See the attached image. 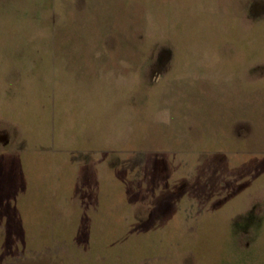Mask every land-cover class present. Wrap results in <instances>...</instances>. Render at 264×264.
I'll list each match as a JSON object with an SVG mask.
<instances>
[{"label":"rangeland","instance_id":"374dc122","mask_svg":"<svg viewBox=\"0 0 264 264\" xmlns=\"http://www.w3.org/2000/svg\"><path fill=\"white\" fill-rule=\"evenodd\" d=\"M251 2L0 0V264L264 263Z\"/></svg>","mask_w":264,"mask_h":264},{"label":"crops","instance_id":"0c3cea01","mask_svg":"<svg viewBox=\"0 0 264 264\" xmlns=\"http://www.w3.org/2000/svg\"><path fill=\"white\" fill-rule=\"evenodd\" d=\"M263 8H264V3L262 4V9ZM261 15L262 13L259 15L256 14L255 16L256 18H258ZM259 52L255 51L254 47H249L248 57H246V62L244 63V68H245L244 78L245 79L247 77L249 78L250 82H252L251 87L242 88L240 79H237L235 77L236 82H234V84L231 83L232 85L229 86L228 89L229 91L227 90L224 93L227 95L226 96L227 98L225 99L226 102L230 103V101H232L233 103H235L236 101L235 98L237 96H240V98H242L245 101V103L251 102L252 104L258 105L259 102L264 101V49H262V51ZM257 58L260 59V62H257L256 65L253 66V68H250L251 66L250 65L248 66L249 62ZM232 86L233 88L231 89ZM233 95L236 97H233ZM255 111H257V107L255 108ZM237 126L238 128L240 127L241 130V133L238 132V135L243 136V135L253 134V132L251 131L252 127L250 125L248 126L246 122L245 123L242 122Z\"/></svg>","mask_w":264,"mask_h":264},{"label":"trees","instance_id":"16d2710c","mask_svg":"<svg viewBox=\"0 0 264 264\" xmlns=\"http://www.w3.org/2000/svg\"><path fill=\"white\" fill-rule=\"evenodd\" d=\"M123 168H121L120 169V172L121 171H124V170H122ZM119 171H117V173H118ZM122 175V174H121ZM27 183V182H26ZM11 188H12V190H15L16 191V183L15 182H12L11 184ZM28 184H26L25 186H27ZM15 187V188H14ZM14 188V189H13ZM19 188V187H18ZM26 198L27 197H25V200H26ZM18 203V202H17ZM26 205H25V208H27V205H28V203H25ZM30 204H33V203H30ZM28 205L29 207H31V205ZM35 205V204H34ZM34 205H32V207L34 208ZM37 205V204H36ZM38 206V205H37ZM17 208L18 209H25L24 208V205H23V202H21V204H18L17 205ZM32 209V208H31ZM30 209V210H31ZM38 209V210H37ZM41 207H39V208H37L36 207V212L35 213H37V215H35V213L31 210V212L29 213V216L32 214V215H34L33 217H34V219H32V221H33V226H37L39 223H35V220H37V222H39L42 218H41V216H42V212H41ZM40 215V216H39ZM32 226V225H31ZM34 228H32L31 230H33ZM31 230L29 229V228H25V227H23L22 226V224H21V222L19 223V226H18V228H16L15 230H13V232H15L16 234H17V237H19V238H24V236H26V232H28L29 234L31 233ZM25 234V235H24ZM32 235V234H31ZM22 240H24V239H22ZM21 240V246H23V245H28V242H29V240H24V241H22ZM256 256V255H255ZM256 258V257H255ZM247 261V260H246ZM246 261L243 259V260H241L240 259V264H249V263H246ZM259 264V263H258ZM261 264H264V263H261Z\"/></svg>","mask_w":264,"mask_h":264},{"label":"flooded vegetation","instance_id":"af4514ba","mask_svg":"<svg viewBox=\"0 0 264 264\" xmlns=\"http://www.w3.org/2000/svg\"><path fill=\"white\" fill-rule=\"evenodd\" d=\"M264 0H254L251 2L250 4V10H254L255 12H257L260 8H262V4ZM169 55H171V53H169ZM168 59V57H165V55H162L161 58H159L157 65L159 66V69L157 70L158 75L155 77L154 80H156L158 78V76L161 74V65H164L165 61ZM160 72V73H159Z\"/></svg>","mask_w":264,"mask_h":264},{"label":"water","instance_id":"95a60500","mask_svg":"<svg viewBox=\"0 0 264 264\" xmlns=\"http://www.w3.org/2000/svg\"><path fill=\"white\" fill-rule=\"evenodd\" d=\"M259 10H262V8H260Z\"/></svg>","mask_w":264,"mask_h":264}]
</instances>
